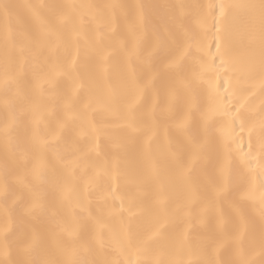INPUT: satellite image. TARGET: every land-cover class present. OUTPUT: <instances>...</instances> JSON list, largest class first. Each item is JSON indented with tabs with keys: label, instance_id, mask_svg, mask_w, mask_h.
Segmentation results:
<instances>
[{
	"label": "snow or ice",
	"instance_id": "snow-or-ice-1",
	"mask_svg": "<svg viewBox=\"0 0 264 264\" xmlns=\"http://www.w3.org/2000/svg\"><path fill=\"white\" fill-rule=\"evenodd\" d=\"M146 7L0 0V264H264V0L243 5V60L222 42L216 5L160 6L168 11L147 46ZM230 7L221 3L219 16ZM82 50L96 60L87 84L76 74ZM110 57L121 68L116 84ZM61 78L69 86L49 106L44 97ZM97 112L139 148L143 184L167 173L179 192L171 213L163 191L152 194L160 211L145 209L148 227L132 218L149 193L122 194L115 163H90L101 155ZM178 217L204 226L196 245L186 229L157 247ZM26 219L39 228L21 227Z\"/></svg>",
	"mask_w": 264,
	"mask_h": 264
},
{
	"label": "bare ground",
	"instance_id": "bare-ground-1",
	"mask_svg": "<svg viewBox=\"0 0 264 264\" xmlns=\"http://www.w3.org/2000/svg\"><path fill=\"white\" fill-rule=\"evenodd\" d=\"M13 3H22L24 0H10ZM32 2H42L45 4L52 5H103L109 3H119L125 5H135L143 4L148 7L145 8V16L147 21V30L145 33V46L150 43L152 39V27L158 24L164 14L168 11L167 9L160 7L163 5H174V4H188V5H216L215 14L218 19L221 21V29L223 32L222 42L224 43L226 49L230 52L232 57L243 60L248 55L249 50V39L247 33L249 31V26L247 24V18L249 16V10L243 7V5L256 3L258 4L260 0H32ZM221 3L227 5H234L235 7L226 8L225 16H219V5ZM81 11L86 12L87 9H82ZM195 13L198 9H192ZM205 12H211L210 8L205 7ZM212 23V18L209 16V24ZM194 26V25H193ZM3 28V20L0 19V30ZM258 28V21H257ZM125 31L123 21L120 22L118 26V34H122ZM110 46H115L110 45ZM212 51L215 52V47L212 48ZM59 58L62 60L64 56L63 50L58 53ZM116 57L109 58L108 65V79L116 84L118 82V73L121 70L117 66ZM219 63V61H217ZM4 64H3V54L0 51V75L3 74ZM96 60L95 57L91 54H85L82 50L78 57V64L76 69V74H78L82 81L85 84L88 83L89 76L96 73ZM62 87L56 90H48L46 96L44 97V102L49 106L52 105V99L55 95L65 91L69 86V82L66 78H61ZM253 105L259 106V97L253 101ZM4 119V108L2 100H0V123ZM94 121L100 129L98 136L99 151L101 155L99 157L92 154L90 158V163H94L98 166H103L105 161L109 167L115 163L119 169L120 176L117 181L118 188L122 194H127L129 192H136L138 188H143L144 191L149 193V196L144 199V205L141 211L137 212V215L134 216L133 225H143L148 227V213L145 209H150L153 215L159 214V208L154 206L153 201L155 197L152 195L157 191H163V193L168 198V211L171 213L175 208L176 200L179 196V192L173 186H171L167 181V173H162L161 183L156 184H143V165L139 157V148L132 150L127 142L126 137L124 136L123 130L116 125V121L113 117L109 116L103 112H97L94 114ZM24 125H27V118L23 122ZM22 128V136H23ZM160 141L154 143V150L159 144ZM119 144L121 147L117 148L116 145ZM4 164V151L3 146L0 144V170H2ZM108 182V178L101 176L100 182L98 184L97 192L92 197L93 207L97 202V196L102 193ZM111 203V202H109ZM117 205L119 201L116 202ZM3 223L2 212H0V224ZM21 227H36L39 228V224L34 221L25 220V222L20 225ZM187 229L188 232V242L195 246L201 233L204 230V226L200 225L193 219L191 225L182 218H174L166 224L163 231V235L160 238V241L157 244V247H166L171 244L176 236L183 233ZM67 240L68 237L65 236ZM179 258V257H178ZM183 259L187 260L189 257L183 256Z\"/></svg>",
	"mask_w": 264,
	"mask_h": 264
}]
</instances>
